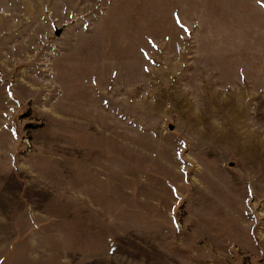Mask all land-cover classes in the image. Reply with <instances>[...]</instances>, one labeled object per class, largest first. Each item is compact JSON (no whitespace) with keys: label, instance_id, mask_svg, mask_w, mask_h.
Segmentation results:
<instances>
[{"label":"rangeland","instance_id":"374dc122","mask_svg":"<svg viewBox=\"0 0 264 264\" xmlns=\"http://www.w3.org/2000/svg\"><path fill=\"white\" fill-rule=\"evenodd\" d=\"M0 264H264V0H0Z\"/></svg>","mask_w":264,"mask_h":264},{"label":"water","instance_id":"95a60500","mask_svg":"<svg viewBox=\"0 0 264 264\" xmlns=\"http://www.w3.org/2000/svg\"><path fill=\"white\" fill-rule=\"evenodd\" d=\"M58 33V32H57Z\"/></svg>","mask_w":264,"mask_h":264}]
</instances>
